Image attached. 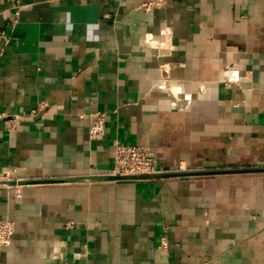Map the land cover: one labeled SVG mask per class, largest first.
Listing matches in <instances>:
<instances>
[{
    "label": "crops",
    "instance_id": "crops-1",
    "mask_svg": "<svg viewBox=\"0 0 264 264\" xmlns=\"http://www.w3.org/2000/svg\"><path fill=\"white\" fill-rule=\"evenodd\" d=\"M144 1L0 0V174L264 166V0ZM5 219L0 264H264V173L0 187Z\"/></svg>",
    "mask_w": 264,
    "mask_h": 264
},
{
    "label": "built area",
    "instance_id": "built-area-1",
    "mask_svg": "<svg viewBox=\"0 0 264 264\" xmlns=\"http://www.w3.org/2000/svg\"><path fill=\"white\" fill-rule=\"evenodd\" d=\"M17 1V0H14ZM167 4V0H146L141 3L140 7L144 10H151L154 8H164ZM15 13H18V6ZM145 40L147 43L163 48L164 42H156L153 40L151 34H145ZM223 82L229 83V79H225ZM105 123V114L101 112H94L89 115L88 123V137L90 139H99L103 135ZM113 147V165L107 172L110 175H144L154 174L158 172H164L158 168V163L155 155L146 147L121 143L119 141L112 142ZM177 171H185L179 167ZM18 179L14 176V171L7 169L0 174V181ZM18 187V186H16ZM71 223H66L65 228L71 227ZM14 230V223L11 220H0V246L5 247L10 245ZM161 244L165 246V239H161ZM62 264H78V263H62Z\"/></svg>",
    "mask_w": 264,
    "mask_h": 264
},
{
    "label": "water",
    "instance_id": "water-1",
    "mask_svg": "<svg viewBox=\"0 0 264 264\" xmlns=\"http://www.w3.org/2000/svg\"><path fill=\"white\" fill-rule=\"evenodd\" d=\"M248 173H264V166L252 165L251 167L239 168H204L197 170L177 171V169L166 170L154 174L144 175H88L81 177L71 178H58V179H12L0 181V187H16L30 184H53V183H78V182H92V181H119V180H145V179H166V178H187L197 176H213V175H235V174H248Z\"/></svg>",
    "mask_w": 264,
    "mask_h": 264
}]
</instances>
